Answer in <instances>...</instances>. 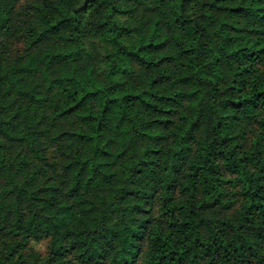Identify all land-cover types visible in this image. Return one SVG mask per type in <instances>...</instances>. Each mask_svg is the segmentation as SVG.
I'll list each match as a JSON object with an SVG mask.
<instances>
[{
	"label": "trees",
	"instance_id": "1",
	"mask_svg": "<svg viewBox=\"0 0 264 264\" xmlns=\"http://www.w3.org/2000/svg\"><path fill=\"white\" fill-rule=\"evenodd\" d=\"M0 264H264V0H0Z\"/></svg>",
	"mask_w": 264,
	"mask_h": 264
}]
</instances>
